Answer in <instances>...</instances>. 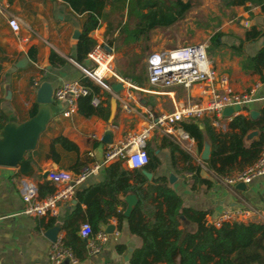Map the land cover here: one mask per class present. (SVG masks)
<instances>
[{
    "label": "crops",
    "instance_id": "0c3cea01",
    "mask_svg": "<svg viewBox=\"0 0 264 264\" xmlns=\"http://www.w3.org/2000/svg\"><path fill=\"white\" fill-rule=\"evenodd\" d=\"M1 9L4 10V14L0 12V111L6 115L7 121L18 124L27 120L33 107L36 104L39 105L36 102V90L42 82H49L54 90L63 83L82 82L83 78H86L78 67L80 64L74 61L78 39L73 37L75 31L81 33L86 15L76 14L63 0H0ZM109 9L110 5H106L104 11L108 12ZM234 11L237 12L235 22L241 27L235 23L228 24L226 33L224 32L220 38V45L216 46L225 47L230 53L220 55L222 59L212 54L209 58L213 65L214 62L217 63L219 69L217 71L227 77L233 90L244 91L253 85H258L257 93L264 96V81L258 74L242 67L243 58L254 56L263 46L264 11L259 5L248 9L239 6L235 7ZM9 14L17 17L22 25L18 35L14 34L7 25L6 16ZM120 15H123L121 25L125 24L126 10L120 9L117 12L114 11V16L109 17L110 20H102L100 26L89 33L96 44H107L106 32L108 29H119L120 24L117 19L114 20V17H120ZM133 20V18L129 20L131 28L139 24ZM252 27L263 32L260 38L244 43L243 48L238 50L239 40L243 39L245 32ZM116 35L117 32H114L111 37ZM136 43L137 35L133 41L129 43L123 41L122 44L123 47L129 45L132 47ZM110 48L114 55L117 54L114 45ZM51 51L64 58L66 62L61 66H52L49 62ZM20 61L22 64H19ZM84 66H91L87 59ZM145 77L141 85L134 82L137 88L123 87L115 96L116 98L99 86V92L96 95L103 106L107 105V94L110 96V114L107 119L95 115L85 117L78 111L69 117H64L61 110L65 104L56 103L52 97V102L49 104L51 117L40 133L35 148L26 152L23 158L26 159L30 154L31 162L27 173H21L20 164L16 167L0 166V264H52L49 260V252L53 242L48 236L51 228L59 227L57 237H64L66 233L64 225L69 221L78 225L76 234L82 241L80 227L85 222L86 206L81 204V212L73 216L76 208V192L104 182L106 168L113 163H120L124 169H133L127 168L121 161L102 165L96 173L88 175L79 184L71 199L57 202L54 214L48 213L41 217L22 213L25 203L16 186L17 181L34 184L37 188V197L41 198L39 188L44 183L56 188V185L48 179V172L53 170L72 172L69 168L78 159L85 162L87 166L93 162L102 161L105 145L108 144L102 141L105 131L111 132L112 143L122 141L127 135L139 134L146 129L147 112L151 111L157 115L164 111H171L174 105L196 103L206 99L210 93L211 85L208 83H196L190 89L181 86L167 88L151 86L147 80L146 63ZM34 79L38 81L37 87L33 84ZM106 79L108 82L112 81L109 77ZM112 98L115 99V105L111 115ZM250 112H257L253 120L259 118L264 113L262 101L249 103L240 114L249 116ZM205 116L212 121V115ZM231 119L232 117L224 121L226 126ZM215 130L222 131L218 127H215ZM253 130L257 131V134L250 138L246 135V144L259 135L257 128ZM175 135L177 141L171 140L189 155L190 160H186L183 154L178 152L173 153L172 156L170 147L164 141L167 137L157 130L154 135L152 130L146 140V146L158 158L160 165L154 172L147 170L151 174L150 178L147 177L148 181L165 176L168 184L182 199L183 206L206 212L207 223L215 226H218L217 220L225 210H235L246 206L264 209V175L256 177L244 187H237V185L223 184L218 179L222 177L215 176L210 170L209 172L201 170L200 176L208 180L210 185L194 181L186 168L189 165H199L198 159L206 165V161L200 158V153L205 143L210 145L209 140L204 138L199 147L198 143L182 128H177ZM58 136L66 137L78 147V153L58 149L62 158L59 164L48 155L52 139ZM138 170L146 169L143 167ZM170 176L173 177L172 181L169 180ZM130 183L133 184V180H130ZM147 185V183L143 185L145 192H147ZM129 194L134 193L129 191L118 195L122 204L117 209L122 211V218L117 219L112 216L107 223L100 226V230L106 234V240L100 251L92 254L87 252L74 264H130L132 254L141 247L142 240L131 233L128 216L124 215L128 206L125 198ZM134 195L137 201V196ZM149 195L148 203L155 206L157 210L162 201L161 198H157L155 192H149ZM136 203L132 205L131 211ZM239 221L247 222L244 219ZM108 225H112V229L108 230ZM177 228L184 233H190L195 231L196 225L181 217ZM61 264L72 263L65 261Z\"/></svg>",
    "mask_w": 264,
    "mask_h": 264
},
{
    "label": "trees",
    "instance_id": "16d2710c",
    "mask_svg": "<svg viewBox=\"0 0 264 264\" xmlns=\"http://www.w3.org/2000/svg\"><path fill=\"white\" fill-rule=\"evenodd\" d=\"M76 14H85L81 34L75 46L74 61L84 65L87 53L96 44L89 33L100 26L102 20L114 16V11L126 10L127 22L121 25L123 15L114 17L120 26L119 29H111L106 32V42L109 46H115L121 39L129 43L140 33L139 25L131 28L129 20L140 18V6L143 2H151V7L157 14L164 18L173 17L179 10L178 0H63ZM248 4V5H247ZM106 5H110L108 12L104 11ZM259 5L264 11V0H220V6L234 11L235 7L243 6L248 9ZM232 12V13H233ZM110 20V19H109ZM139 21V20H138ZM137 21V23H139ZM117 32L115 37H111ZM261 30L250 28L239 40L237 49H242L244 43L256 41L260 38ZM108 34V35H107ZM222 33H215L212 43L219 46L218 37ZM127 56V57H126ZM142 56L131 52L119 58L122 62L116 66L117 72L135 82L143 84L145 80V65L141 64ZM49 62L52 66H61L66 60L54 51H51ZM119 63V62H118ZM242 67L259 75L264 81V45L254 56H245ZM82 83L90 89V94L78 99L77 111L79 114L90 117L99 116L107 119L110 114L109 94L107 105L99 103L91 104L92 95L99 92V86L93 84L88 78H83ZM37 104L30 112V117L37 111ZM6 115L0 111V130L7 122ZM181 128L188 133L201 147L204 138L209 140L211 153L206 161L207 168L217 177H229L242 171L253 164L264 149V113L253 120L249 116L238 114L229 121L226 131L215 130L209 117L200 119H186L180 123ZM259 130V135L246 144L245 137L253 129ZM167 137V136H166ZM170 147L171 155L175 152L183 154L186 160H190L187 153L181 150L169 137L164 139ZM58 149L64 152L78 153L75 143L64 136L52 139L49 145V156L57 164L61 163V155ZM149 161L145 166L146 171H155L160 165L158 158L146 146ZM173 156V155H172ZM31 162L30 154L20 163L21 173H27ZM81 160L69 168L77 173L86 167ZM194 181L210 182L200 176L199 165H189L186 168ZM106 180L94 184L87 189L77 191L75 194L76 208L73 216L81 212V204H85L84 223L91 227L92 234L100 231V226L114 216L122 218V211L118 206L122 201L118 195L132 191L137 196V203L128 215V224L132 234L142 240L140 248L136 249L130 259V264H264V224L252 221H225L218 226L208 224L204 211L185 208L180 196L168 184L165 176H159L148 181L147 177L138 169H124L120 163H113L106 168ZM133 180V184L130 183ZM147 183V192L143 185ZM54 191L52 185L44 183L39 188V196L44 197ZM149 192H155L161 202L156 210L155 206L148 203ZM149 208V209H148ZM191 221L196 225L194 232L184 233L177 227L180 218ZM65 235L62 237L64 247L70 249L77 259L83 258L87 253V246L77 236L78 225L69 223L64 225Z\"/></svg>",
    "mask_w": 264,
    "mask_h": 264
},
{
    "label": "built area",
    "instance_id": "2783aa9c",
    "mask_svg": "<svg viewBox=\"0 0 264 264\" xmlns=\"http://www.w3.org/2000/svg\"><path fill=\"white\" fill-rule=\"evenodd\" d=\"M0 12L4 14L3 9ZM6 19L9 29L18 35L22 29L19 19L10 14L6 16ZM113 59L114 52L110 46L99 43L95 44L87 53V60L91 66L78 65V67L84 77L115 97L117 93L110 88L107 77L122 84L123 87L137 88V86L131 79L114 70ZM145 63L147 80L151 86L162 88L181 86L190 89L196 83H208L211 85L210 93L206 99L199 102L174 105L171 111H164L157 115L151 111L147 112L146 129L139 134L127 135L122 141L106 144L101 162H93L77 173L66 170L48 172L47 177L56 185V188L45 197H37V188L34 184L17 181L16 186L25 203L22 213L32 217H41L48 213L54 214L58 201L71 199L79 184L88 175L96 173L106 163L121 161L129 169L145 167L149 161L146 140L153 129H157L162 135L177 141L175 131L177 128H181L180 123L187 117L200 119L205 115H212L213 125L223 131L227 128L224 121L240 114L249 103L260 100L264 105V96L257 93L258 85H253L244 91L233 90L227 77L216 71L203 44H187L155 51L148 55ZM37 83L38 81L34 79L33 84L36 87ZM89 94L90 89L82 82L72 81L55 88L52 97L56 103L65 104L61 113L64 117H69L77 112L78 99ZM99 103L100 99L97 95H92L91 104L96 106ZM236 105L241 108L239 112L230 117L222 115L223 108ZM198 163L201 170L209 172L207 166L200 159H198ZM262 175H264V149L253 164L232 176L218 179L227 186H234L239 183L247 184ZM239 219L264 224V209L246 206L235 210H225L217 220V225L225 221H239ZM80 235L87 239L86 245L89 254L100 251L106 240V234L101 230L92 234L88 223L81 225ZM49 260L52 264H61L65 261H70L72 264L78 262L72 251L64 247L62 237H56L55 242L52 243Z\"/></svg>",
    "mask_w": 264,
    "mask_h": 264
},
{
    "label": "rangeland",
    "instance_id": "374dc122",
    "mask_svg": "<svg viewBox=\"0 0 264 264\" xmlns=\"http://www.w3.org/2000/svg\"><path fill=\"white\" fill-rule=\"evenodd\" d=\"M178 3L180 10L169 19L157 14L153 7L150 8L151 2L146 1L141 4L138 24L141 30L137 35V43L132 47L130 45L123 47V40L118 41L114 50L119 56L115 53L112 62L115 70H117L116 66L120 67L122 64L117 59L131 52L142 56L140 61L143 67L150 53L187 44H203L208 56L212 54L220 57L230 53L225 47L218 48L213 45L212 39L217 32L226 33L228 24L235 23L241 27L235 22L237 12L220 6V0H178ZM133 19L138 21L136 17ZM220 38L221 36L218 37L219 41ZM214 67L216 71H219L216 62ZM190 118L193 117H187L184 120ZM156 130L153 129L154 135Z\"/></svg>",
    "mask_w": 264,
    "mask_h": 264
},
{
    "label": "water",
    "instance_id": "95a60500",
    "mask_svg": "<svg viewBox=\"0 0 264 264\" xmlns=\"http://www.w3.org/2000/svg\"><path fill=\"white\" fill-rule=\"evenodd\" d=\"M79 31H75L73 37L78 39L80 36ZM264 45V42L262 43ZM23 61V60H22ZM22 61L19 64H22ZM110 88L113 92L118 93L122 88V84L110 81ZM53 88L51 84L44 81L36 90V102L39 103L36 113L29 117L27 120L16 124L15 122L7 121L3 128L0 130V166L5 167H16L24 158L26 152L31 151L35 148L37 144L38 137L40 133L46 126V123L51 117V111L49 109V104L52 102ZM115 105V99H111V115L113 114V108ZM240 106H226L222 110V115L225 117H230L236 112L240 111ZM257 112H250L249 117L254 119ZM257 131L253 130L247 134V138L255 136ZM103 143H110L112 141L111 132L105 131L102 137ZM210 145L205 143L204 149L200 153V158L203 161H207L210 157ZM142 173L150 178L151 174L146 170H142ZM172 176L169 180L172 181ZM244 183L237 184V187H244ZM126 201L128 203L127 208L124 211V215L128 216L132 205L136 202V197L134 194H129L126 196ZM112 229V225H108V230ZM49 239L55 242L59 227H53L49 230ZM83 243H87V239L82 237Z\"/></svg>",
    "mask_w": 264,
    "mask_h": 264
}]
</instances>
